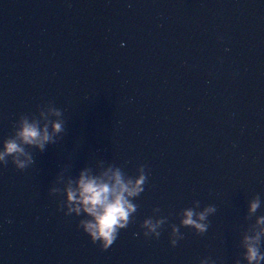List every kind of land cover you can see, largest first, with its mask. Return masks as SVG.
<instances>
[{"label": "water", "instance_id": "obj_1", "mask_svg": "<svg viewBox=\"0 0 264 264\" xmlns=\"http://www.w3.org/2000/svg\"><path fill=\"white\" fill-rule=\"evenodd\" d=\"M20 115L65 130L0 166V264H248L257 234L264 252V0H0V150ZM117 170L143 191L102 251L66 190Z\"/></svg>", "mask_w": 264, "mask_h": 264}, {"label": "clouds", "instance_id": "obj_2", "mask_svg": "<svg viewBox=\"0 0 264 264\" xmlns=\"http://www.w3.org/2000/svg\"><path fill=\"white\" fill-rule=\"evenodd\" d=\"M61 114L58 109L52 110L54 116L59 117ZM63 125L64 121L61 120L51 122L52 131L49 133L47 126L44 129H38L35 122L30 123L26 116L20 115L14 125V134L4 138L2 142L0 166L7 167L10 163L18 171L27 169L34 161L32 153L26 151L25 146H35L41 153L44 152L46 143H55L52 138L53 135L65 130ZM112 179L114 183L109 186L99 179L89 178L81 173L77 181L78 196L71 188L67 189V212L63 208H57V211L63 210L65 216L75 213V216L80 217L81 211L90 216L91 220L79 219L76 227L89 237L91 243H98L102 251L108 249L117 239L120 230L129 225L130 214L136 211V205L131 204L127 197L136 196L143 191L141 186L145 177L142 175L135 182H124L121 173L117 170L113 173ZM258 206L259 200H254L250 211H255ZM215 210L214 206L206 208L204 212L199 214V220H204L208 212ZM194 215L192 210L186 211L183 224L190 225L199 232H205L208 225L198 223L193 219ZM260 222H264V218ZM159 223L162 221L152 223L151 220H146L143 227H146L149 232H155L156 236L159 237L160 233L156 231ZM174 231L179 233V228ZM144 235L147 236L148 233L146 232ZM259 239V234L245 239L243 255L248 264H260V261H264V252L259 247ZM176 243L177 240L175 239L169 241L173 247ZM236 264H239V261Z\"/></svg>", "mask_w": 264, "mask_h": 264}]
</instances>
